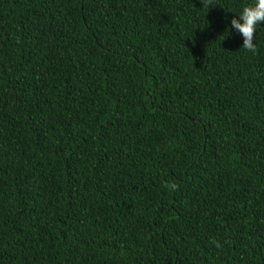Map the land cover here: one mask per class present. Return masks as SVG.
Wrapping results in <instances>:
<instances>
[{"label":"trees","instance_id":"trees-1","mask_svg":"<svg viewBox=\"0 0 264 264\" xmlns=\"http://www.w3.org/2000/svg\"><path fill=\"white\" fill-rule=\"evenodd\" d=\"M254 2L0 0V264H264Z\"/></svg>","mask_w":264,"mask_h":264},{"label":"clouds","instance_id":"clouds-1","mask_svg":"<svg viewBox=\"0 0 264 264\" xmlns=\"http://www.w3.org/2000/svg\"><path fill=\"white\" fill-rule=\"evenodd\" d=\"M201 2L208 8L213 7L214 4V0H201ZM237 17L231 20V27L243 37L242 49L255 53L257 25L264 23V0H255L254 4L245 6Z\"/></svg>","mask_w":264,"mask_h":264}]
</instances>
